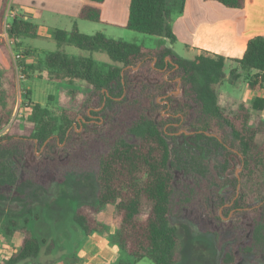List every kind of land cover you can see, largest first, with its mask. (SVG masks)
I'll return each instance as SVG.
<instances>
[{"label":"trees","instance_id":"obj_1","mask_svg":"<svg viewBox=\"0 0 264 264\" xmlns=\"http://www.w3.org/2000/svg\"><path fill=\"white\" fill-rule=\"evenodd\" d=\"M86 1L78 19L99 23L104 0ZM184 1L130 0L125 28L162 40L157 47L103 33L82 34L74 23L69 32H53L59 50L36 66L9 59V69L0 71V180L13 176L16 198L25 204L22 214L0 219L7 240L21 234L18 249L3 264H48L43 252L49 254L55 244L36 232L41 217L37 201L71 179H91L96 185L94 199L72 210L71 220L83 240L103 233L97 215L108 205L114 207L116 231L109 239L130 258L117 264L144 258L153 264H178V231L170 219L197 198L208 215L237 233L224 246L219 264H238L241 255L264 256V36L239 40L238 55L202 50L194 59H184L173 50L171 25ZM212 1L244 6V0ZM3 35L6 58L11 52L28 56L32 51L23 41L37 38L38 27L12 16ZM67 46L105 53L111 64L70 55L63 51ZM45 70L53 84L80 82L89 89L83 93L59 87L56 97L49 96L55 102L51 107L32 102L24 85L20 116L15 117L17 73L25 82L30 73ZM240 79L255 96L250 105L226 111L216 86L235 85ZM92 142L105 145L96 155V171L61 169L47 183L24 178L31 148L42 149L41 161L60 163L59 157ZM212 235L219 242V233ZM77 262L71 256L63 263Z\"/></svg>","mask_w":264,"mask_h":264},{"label":"rangeland","instance_id":"obj_2","mask_svg":"<svg viewBox=\"0 0 264 264\" xmlns=\"http://www.w3.org/2000/svg\"><path fill=\"white\" fill-rule=\"evenodd\" d=\"M17 0H3V18L2 21L10 23L12 17L10 15V6L15 7ZM22 10V6H19ZM8 10L10 11L8 14ZM22 11H20L19 14ZM4 19V20H3ZM87 27H80V31L86 35H94L96 33H103L107 38L115 40H123L133 45H139L149 48L157 47L164 43L162 40L129 31L126 28L118 29L113 27H107L99 25L98 23L84 22ZM40 37L36 39H25L23 46L31 47L36 52H31L26 56L32 58L33 64L36 66L38 62H42L46 54L58 51L56 42L53 40L50 34H47L46 29H40ZM3 38L4 35L2 34ZM60 51H62L60 49ZM63 51L76 57H92L97 62L104 66L111 64L110 59L105 53H88L80 51L79 49L67 46L63 48ZM177 53L184 59H194V51L186 52L180 48H177ZM17 53L13 52V59ZM20 58L15 59L16 65L18 61H22L25 64L22 53ZM225 72L228 73V64L225 67ZM30 80L27 82L22 79V74L17 73V89H16V108L14 110L15 117L20 116L19 104L21 103L22 87L25 85L29 89L31 94V100L34 103H39L42 106L55 107V102H49V96H57L61 90L59 87L67 88L72 87L79 89L83 93H87L89 87L84 83L74 82L73 86L67 84L58 85L52 84L50 86L46 83L49 81L48 72L45 70L42 73L32 72L29 74ZM46 82V83H45ZM219 91V100L221 106L226 111H232L237 109L241 103L250 105L253 94L250 90H247V86L244 81L240 79L235 85L225 84L222 87L216 86ZM67 94L64 95V102L67 101ZM57 108V107H56ZM55 108V109H56ZM13 115V116H14ZM80 132V130L78 131ZM261 140V138L259 137ZM90 146V151L85 148ZM105 145H99L95 142L86 144H79L74 148L68 156L59 157L60 163L54 162L52 159L48 163L41 161L42 149L31 148V151L27 153V162L24 168V178H35L41 183H47L57 170L69 169L78 166L81 170H93L97 169L96 155L104 148ZM33 152L35 154H33ZM92 152V153H91ZM240 169H236L235 173L238 175ZM197 184V182H196ZM198 185V184H197ZM96 193V185L91 179L74 180L54 185L45 195L37 201V211L41 214L40 221L36 226V232L40 235H44L54 241V248L49 254L42 255L43 260L48 264H64L65 259L71 256L79 255L83 243L86 238L82 239V234L79 228L72 222L71 215L74 207L79 203L91 202ZM75 203V204H74ZM198 198L191 202V204L184 207L183 213L178 216H173L170 219V223L177 228L179 245H178V264H219L220 257L223 252V248L229 241L233 242L234 233L228 228L227 224H222L207 214L205 206ZM25 204L16 198V187L14 177L9 175L7 178L0 180V219L3 221L9 216L15 214H22ZM146 210H144V214ZM230 216L227 218L229 219ZM225 219V221H227ZM97 220L103 224L102 244L114 246L110 241V236H113L116 231V223L114 218V207L108 205L101 213L97 215ZM219 233V242L216 241L215 235L212 233ZM237 234V233H235ZM0 236H4L0 228ZM21 237L20 233L15 234V241ZM1 238V237H0ZM0 241V264H3L5 258L9 253L15 249L12 248L15 244L11 240ZM97 241L94 240L93 244ZM44 251V249H43ZM118 258L111 264H117L118 260L128 261L130 258L121 250L118 249ZM241 259L238 264H264L263 257H254L253 255H241ZM64 262V263H63ZM135 264H153L151 260L144 258Z\"/></svg>","mask_w":264,"mask_h":264},{"label":"crops","instance_id":"obj_3","mask_svg":"<svg viewBox=\"0 0 264 264\" xmlns=\"http://www.w3.org/2000/svg\"><path fill=\"white\" fill-rule=\"evenodd\" d=\"M2 3L3 0H0V71L9 69V59H13L12 52L6 58L1 48L4 39L2 34L7 25L1 20ZM87 4L89 3L86 0H17L14 11L8 10L7 14L10 12L11 17L22 16L33 22L38 27V37L41 36L39 30L42 28L52 37L56 30L71 31L74 23L81 33L80 27L87 26L83 24L86 21L78 19V15ZM129 4L130 0H104L100 6L101 19L98 24L105 28L124 29L128 20ZM19 6H22V10ZM20 11L22 14H19ZM171 25L176 38L173 50L178 56L177 48L188 53L194 51V56L199 55L202 50L238 55L242 50L239 40L264 36V0H244L242 8L226 7L212 0H185L182 13L173 16ZM27 48L37 53L35 49ZM23 59L26 66L33 64L32 58L23 56ZM52 84L46 83L48 86ZM254 96L255 94L253 98ZM0 237L2 242L4 236ZM101 238L102 235L94 234L86 239L77 264H111L118 258V249L102 244ZM14 239L15 235L10 239L15 243L12 247L15 249L5 260L18 249L21 237L17 241ZM94 240L97 241L95 244Z\"/></svg>","mask_w":264,"mask_h":264},{"label":"built area","instance_id":"obj_4","mask_svg":"<svg viewBox=\"0 0 264 264\" xmlns=\"http://www.w3.org/2000/svg\"><path fill=\"white\" fill-rule=\"evenodd\" d=\"M7 27V25L5 26V28ZM20 58V55L19 54H16L15 56H14V60L15 59H19Z\"/></svg>","mask_w":264,"mask_h":264}]
</instances>
